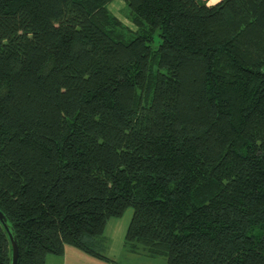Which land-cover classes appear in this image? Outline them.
<instances>
[{
  "label": "trees",
  "instance_id": "1",
  "mask_svg": "<svg viewBox=\"0 0 264 264\" xmlns=\"http://www.w3.org/2000/svg\"><path fill=\"white\" fill-rule=\"evenodd\" d=\"M0 0V212L16 264H264V0ZM154 33L159 40L152 46ZM10 242L0 223V264Z\"/></svg>",
  "mask_w": 264,
  "mask_h": 264
},
{
  "label": "rangeland",
  "instance_id": "2",
  "mask_svg": "<svg viewBox=\"0 0 264 264\" xmlns=\"http://www.w3.org/2000/svg\"><path fill=\"white\" fill-rule=\"evenodd\" d=\"M215 1L203 0L206 4H212ZM107 8L126 27L131 30L134 29V26L126 17L128 8L122 0H110ZM158 40L157 34L154 33L152 46H155ZM131 212V207H127L120 217L114 218L120 221L121 228L115 229L112 235H107L104 251L107 258H98L84 253L71 245H64L62 254H47L44 264H165V255L149 256L142 251L130 253L122 246L123 233L130 219ZM109 221H112V219Z\"/></svg>",
  "mask_w": 264,
  "mask_h": 264
},
{
  "label": "water",
  "instance_id": "3",
  "mask_svg": "<svg viewBox=\"0 0 264 264\" xmlns=\"http://www.w3.org/2000/svg\"><path fill=\"white\" fill-rule=\"evenodd\" d=\"M4 216L0 212V223L2 224L3 228L7 231L8 239L10 242V263L9 264H16V258H17V246L15 240L10 235L8 228L6 224L4 223Z\"/></svg>",
  "mask_w": 264,
  "mask_h": 264
},
{
  "label": "crops",
  "instance_id": "4",
  "mask_svg": "<svg viewBox=\"0 0 264 264\" xmlns=\"http://www.w3.org/2000/svg\"><path fill=\"white\" fill-rule=\"evenodd\" d=\"M118 218V217H117ZM110 219H112V221H109ZM106 221L104 229H103V235L105 237V244H106V238L107 235H112L113 231L117 228H121V224L120 221H118V219H114V218H110ZM125 231V230H124ZM121 237V236H120ZM106 247V245H105ZM64 250V249H63ZM105 251V250H104ZM64 252V251H63ZM62 252V253H63Z\"/></svg>",
  "mask_w": 264,
  "mask_h": 264
}]
</instances>
